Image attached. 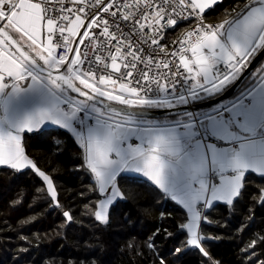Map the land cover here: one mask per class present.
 <instances>
[{
	"label": "snow or ice",
	"instance_id": "1",
	"mask_svg": "<svg viewBox=\"0 0 264 264\" xmlns=\"http://www.w3.org/2000/svg\"><path fill=\"white\" fill-rule=\"evenodd\" d=\"M218 2L67 0L68 7L66 0H0V166L36 170L58 205L52 180L25 154L22 133L59 125L75 135L99 192L111 191L96 204V221L108 223L122 197L117 173L141 172L187 209V244L204 252L198 205H231L248 172L264 175V69L230 103L207 113L184 110L172 126L146 110L224 94L251 58L264 54V0H239L219 23H203ZM88 9L96 11L89 16ZM192 16L199 22L174 41L178 50L159 48L178 59L176 71L170 59L147 54L143 44L159 46L165 27ZM86 39L93 59L81 50ZM133 139L140 143H128Z\"/></svg>",
	"mask_w": 264,
	"mask_h": 264
},
{
	"label": "trees",
	"instance_id": "2",
	"mask_svg": "<svg viewBox=\"0 0 264 264\" xmlns=\"http://www.w3.org/2000/svg\"><path fill=\"white\" fill-rule=\"evenodd\" d=\"M238 3L222 0L203 16L225 18ZM22 146L52 180L59 204L33 168H0V264H264V178H246L232 205L204 212L201 252L187 244L186 212L140 178L118 176L122 197L108 223L96 221L102 194L68 132L24 133Z\"/></svg>",
	"mask_w": 264,
	"mask_h": 264
},
{
	"label": "crops",
	"instance_id": "3",
	"mask_svg": "<svg viewBox=\"0 0 264 264\" xmlns=\"http://www.w3.org/2000/svg\"><path fill=\"white\" fill-rule=\"evenodd\" d=\"M220 2H222V0H219V2L218 3H220ZM217 3V4H218ZM214 7V6H213ZM213 7H211V8H209V9H206L205 10V13H207L208 11H210ZM222 19H224V18H222ZM221 18H219V19H215V20H213V21H221L222 20ZM208 21V20H207ZM169 36L171 37V33L169 34ZM77 42H78V38H77ZM73 47H74V45H73ZM252 59V58H251ZM249 64V63H248ZM247 64V65H248ZM261 69H264V59L261 61V63L257 66V68L253 71V73L245 80V82L242 84V86L238 89V91L234 94V95H232L230 98H228V99H226L225 101H223L222 103H224V104H228V103H230L231 101H233L239 94H240V92H241V90L242 89H244V87H245V85H251V83H253V82H255V81H257L258 80V77H259V75L261 74ZM202 95V97H203V94H201ZM214 97H216V96H214ZM214 97H212V98H214ZM212 98H207V97H203V99L202 100H200V101H191L190 100V102H189V104L191 103H198V102H203V101H206V100H209V99H212ZM214 107V106H213ZM213 107H210V108H207V109H204V110H200V111H196V112H193V113H196V114H200V113H207V112H210L211 110H212V108ZM173 118H176V119H182L183 118V115H182V113H180V114H176V115H172V116H167V117H160V118H150V119H154V120H156V121H159V122H161L162 124H167V125H169V126H172L173 125ZM43 127V130H63V131H66V132H68L69 134H71L72 136H73V138H74V140L76 141V143L79 145V143H78V141H77V139H76V137H75V135L73 134V133H71L70 131H68L67 129H64V128H62L61 126H59V125H55V124H52L51 122H46V124L44 125V126H42ZM178 130H180V131H182V129H178ZM37 131H39V130H37ZM33 132H36V131H33ZM24 133H31V132H24ZM24 133H22V136H23V134ZM128 143H133L134 145L135 144H139L140 142L138 141V140H130V141H128ZM80 146V145H79ZM30 159V158H29ZM10 168V167H8V166H0V168ZM31 167L29 166V167H25V168H23V169H20V170H25V169H30ZM12 169V168H11ZM13 170H16V169H13ZM118 176H129V177H135V178H140V179H143L144 181H146V182H148V183H150V184H152L153 186H155V187H157L152 181H150L146 176H144V174L143 173H141V172H136V171H134V170H129V169H126V170H123V171H120V172H118L117 173V177ZM116 177V178H117ZM248 177H256V178H264V175H261V174H257V173H255V172H248L247 174H246V176H245V179H244V182H243V186H244V183H245V180H246V178H248ZM217 183H218V179H217V181H216ZM116 186H117V184H116ZM117 188H118V186H117ZM158 188V187H157ZM119 189V188H118ZM159 189V188H158ZM160 190V189H159ZM119 191H120V189H119ZM160 191H162V190H160ZM121 192V191H120ZM163 192V191H162ZM164 193V192H163ZM111 194V191H110V189L105 193V194H102V197H101V199H105L108 195H110ZM164 194H166V193H164ZM171 200H172V202H174L176 205H178V206H180L185 212H186V214H187V218H188V215H189V213H188V211H187V209H185L181 204H179L177 201H174L168 194H166ZM100 199V200H101ZM119 199H121V198H118L117 200H119ZM237 199V197L234 199V201ZM117 200H115L113 203H115ZM234 203V202H233ZM219 205H225V206H230V205H228L227 203H225V202H222V201H214L213 202V204L210 206V207H205L204 205H201V206H203V209H204V212L205 211H207V210H210V209H212V208H214L215 206H219ZM232 205V204H231ZM199 206V205H198ZM188 222V219H187V221H186V223ZM201 223H202V216H201V220L198 222V226H197V231H198V234H199V236L201 237V240L203 239V237H202V235H200V225H201ZM186 233H187V229H186ZM187 236H188V233H187ZM201 240H200V242H201ZM190 247H192V248H197V247H195V246H191L190 245Z\"/></svg>",
	"mask_w": 264,
	"mask_h": 264
},
{
	"label": "built area",
	"instance_id": "4",
	"mask_svg": "<svg viewBox=\"0 0 264 264\" xmlns=\"http://www.w3.org/2000/svg\"><path fill=\"white\" fill-rule=\"evenodd\" d=\"M67 3V0H66ZM68 7H72L70 3H67ZM96 11L95 9H88V15L91 16L93 12ZM105 18L109 19L110 21L112 18L110 16H106ZM177 24L173 27H165L163 32L160 34V45H150V43H145L142 45L144 49L147 50V54L152 55L155 59H170L172 63V70L176 71V64L178 63V59L176 57H165V54L160 52L159 48L160 46L165 47L166 51L171 53L172 51H176L179 49V45L174 43V41H178L179 39L182 38V34L187 32L188 30H191L196 26V24L199 22L196 16L188 17L187 19L184 18H179L177 17ZM220 21H207L204 16H203V23L205 24H216L219 23ZM176 26H181L182 29L179 31V33L175 37H170L169 34L171 30L176 27ZM127 31V29H126ZM57 42H59V37L57 36L55 38ZM81 50L82 52H87L89 55V59L94 58V53L92 52V47H91V42L89 40H85V43L81 45ZM63 51V49H58V52ZM190 55V54H189ZM84 67L87 68L88 64L87 62L84 64ZM141 70H143V66H140ZM225 69L223 66H221V71H224ZM181 72H183V69H180ZM100 74V71L97 70V75ZM115 75V74H114ZM185 88L187 85L184 86ZM177 89L179 91H183L184 88L181 87L180 84L177 85ZM199 210L201 211V216L203 217L204 214V209L203 206L199 205Z\"/></svg>",
	"mask_w": 264,
	"mask_h": 264
},
{
	"label": "water",
	"instance_id": "5",
	"mask_svg": "<svg viewBox=\"0 0 264 264\" xmlns=\"http://www.w3.org/2000/svg\"><path fill=\"white\" fill-rule=\"evenodd\" d=\"M264 59V54H257L255 55L250 63L245 67L243 78L238 80L234 83V85H230L229 89L219 96H216L212 99L198 102V103H190L186 106H178L176 109H149L146 110L150 113L149 118H160V117H167L172 116L176 114L183 113L184 110L190 111V112H196L200 110H204L210 107L215 106L218 103H222L226 99L230 98L232 95H234L238 89L242 86V84L245 82V80L253 73V71L257 68V66L261 63V61ZM73 96H76L75 93H70ZM132 111H140L138 109H133ZM205 222V220H204Z\"/></svg>",
	"mask_w": 264,
	"mask_h": 264
},
{
	"label": "rangeland",
	"instance_id": "6",
	"mask_svg": "<svg viewBox=\"0 0 264 264\" xmlns=\"http://www.w3.org/2000/svg\"><path fill=\"white\" fill-rule=\"evenodd\" d=\"M82 31H83V29H81V34H82ZM47 185V184H46Z\"/></svg>",
	"mask_w": 264,
	"mask_h": 264
}]
</instances>
